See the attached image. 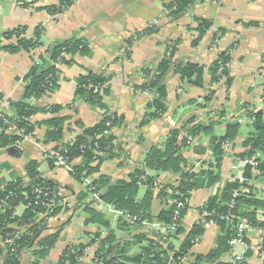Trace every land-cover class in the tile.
Masks as SVG:
<instances>
[{"label": "crops", "instance_id": "1", "mask_svg": "<svg viewBox=\"0 0 264 264\" xmlns=\"http://www.w3.org/2000/svg\"><path fill=\"white\" fill-rule=\"evenodd\" d=\"M58 2L0 0V34L16 26H26L31 32L35 26L42 25L41 41L45 45L75 32L86 39L90 53L76 54L70 64L61 65L57 87L33 100L32 104L40 109L61 105V114L67 120L60 143L70 142L81 131L78 121L84 126H92L103 115V110L98 107L81 101L72 102L77 77L88 72L103 74L108 79L101 90L103 103L110 112L122 117L113 134L119 154L125 160H119L120 155L103 160L89 176L90 180L100 181L98 199L88 195L79 202L77 196L85 192L83 185L65 168L50 165L49 157L54 153L56 143H43L45 126L37 128L33 136L21 143L19 157L0 151V183L10 181L12 173L24 177L25 164L35 160L42 177L62 187L73 200L72 207L50 221L44 231V235L57 233L48 253L39 257L28 252L19 259V264H56L67 246L88 243L93 232L103 237L112 236L113 243L118 246L112 254L121 255L127 264H144L136 263L134 259L142 255L151 240L149 226L124 224L128 220L125 213L104 202L101 193L118 180L128 182L138 177L136 200L145 205L143 213L147 217L144 222L161 224L156 217L172 204L170 188L179 183L183 170L206 155L202 165L207 169L201 171H208L211 175L199 177L198 186L189 192L177 235L168 241L165 249L171 262L170 258L181 249L190 231L199 226L203 229L201 235L195 237L184 261L179 264H199L201 261L219 264L226 260L227 248H221L218 255L207 256L210 251L218 249L217 239L224 230L219 225L204 228L199 208L209 197L219 195L231 182L228 167L217 161L213 153L216 139L225 135L226 125L236 121L243 107H260L259 96L251 85L264 86V76L258 73L264 63V0H196L175 16L169 15L165 7L171 0H72L61 14L53 15L45 9ZM199 19L207 20L211 27L194 43L199 34L196 28ZM150 23L152 26L147 28ZM177 39H181L180 43L174 46L170 54L171 65L160 81L166 92V111L162 117L141 124L148 113L147 103L154 96V92L145 94L137 91L145 82L142 71L156 69L167 56L170 43ZM225 51H230V62L228 75L221 82L210 83V77L205 73L204 86L200 88L191 83L194 76L182 80L175 72L176 67L187 63L197 64L207 72ZM30 66L28 53L0 50V111L6 112L8 102L20 97L21 79ZM210 89L213 96L207 102L201 94ZM214 110L222 117L221 120L210 119L209 113ZM50 117V113L39 111L31 119L40 122ZM193 125L198 127L193 143L182 145L178 141L180 171L145 166L149 149H162L172 130L185 128L188 131ZM241 125L250 130L241 134ZM251 131V125L240 124L237 134L228 141L232 153L245 151L244 142ZM79 162L80 159L74 160L75 164ZM3 165L8 169L2 168ZM146 177H153L159 185L150 186ZM252 194L253 198L264 201V175L257 180ZM84 206L92 209L96 217L87 214ZM258 208L264 207L241 205L240 212ZM22 211L19 208L20 214ZM6 257L3 248L2 263Z\"/></svg>", "mask_w": 264, "mask_h": 264}, {"label": "trees", "instance_id": "2", "mask_svg": "<svg viewBox=\"0 0 264 264\" xmlns=\"http://www.w3.org/2000/svg\"><path fill=\"white\" fill-rule=\"evenodd\" d=\"M194 1L196 0H171L170 3L165 4V7L169 15L175 16L185 10ZM71 3L72 0H59L57 4L49 5L45 7V9L53 15L61 14ZM151 26L152 25H149L147 28H150ZM210 27L211 23L207 20L199 19L196 27L199 34L197 38H195L194 43L201 39ZM42 34V25L35 26L31 32L26 26H16L0 34V50L3 49L11 53L22 51L28 53L31 60V66L21 79L23 88L20 97L8 102V112L0 111V151L5 150L10 145H17L18 142H21L24 139V137L33 136L37 128L45 126L46 130L42 140L43 143H56V146H54L53 149L54 153L62 155L68 162L72 163L70 174L77 182L81 183L83 178L89 177L97 170L99 164L103 160L120 155V150L116 147V143H114L115 136L113 130L120 125L122 117L116 113L110 112L103 103L101 90L108 81L103 74L88 72L79 75L76 80V89L72 102L75 103L81 101L91 106L98 107L103 110V115L102 118L92 126H84L78 121L77 124L81 127L80 133L70 142L60 143L65 128V122L67 120V117L61 114L63 107L54 104L40 109L37 106H34L32 101L49 94L57 87L59 67L61 65L70 64L74 55H88L91 50L86 39L83 36H80L78 32L72 33L65 38L55 39L47 45L41 41ZM180 40L181 39H177L170 43L167 56L159 62L156 69L146 68L142 71V74L145 77V82L138 87L137 90H151V92H154V96L147 103L148 113L142 119L141 124H146L152 119L154 120L162 117L166 111V92L164 87L160 84V81L163 74L171 65L170 54L172 53L174 46L180 43ZM229 62L230 54L228 51H225L216 58L207 69V72H205L203 67L193 63L179 65L175 68V72L179 73L182 80H188L191 76H194L191 83L202 88L204 86L203 80L205 73L209 75L210 83L213 84L218 82L219 76L217 75V72L219 68L223 66L224 68L222 69V72L225 77H227L229 67L226 66V64ZM208 93L209 94L202 96L207 102L210 101L213 96L211 89L208 90ZM39 111L50 113L51 117L40 122H33L31 117ZM254 115L255 120L253 123L249 124L252 127V131L246 137L244 142L245 151L240 153V156L248 155L249 157H254L255 154H259L260 152L264 153V113L261 110H256ZM10 125H13L21 132L19 134L8 133L7 128ZM239 126L240 124L237 121L227 124L225 135L216 139L217 142L214 145L213 153L215 154L217 161L221 160L223 143L231 140L237 134ZM197 132L198 127L196 125H193L188 129V133L193 137L197 135ZM179 139L180 130H172L162 149L151 148L148 150L144 160L145 166L156 170L173 168L175 171H180V162L177 156L179 148L178 141L183 143L182 145H186V143L184 138ZM76 159H80L78 164L74 163V160ZM53 161L54 157L51 155L49 157L51 166ZM1 167L8 169L7 165ZM259 167L263 169L264 164H261ZM24 168V177L12 173L13 177L10 181H2L0 183V201L5 200L11 206H15L22 202L24 199L22 191L25 190L22 186L25 178L32 180L33 184H43L48 187L54 186L53 183L46 181L42 177L37 161H28ZM183 171L184 172H182L181 179L178 183V189L185 193L186 198L188 197L189 192L198 186L199 181L197 180L199 177L206 178L211 175L208 171L199 172L200 176H198L199 173L196 176V174L189 173L188 170ZM246 174H248V176L250 175L249 168H247ZM138 180V177H133L128 182L118 180L108 185L105 191L100 195L104 202L123 211L127 218L136 219L134 223H131L128 220L127 223H124L130 227L140 225L147 217L143 213L145 205L136 200L139 186ZM146 181L152 187H157L159 185L153 177H146ZM99 185V179H94L91 180L88 187H93L92 192L98 194ZM235 186V182L228 183L219 195L209 197L205 204L202 205V208L208 210L213 209L216 212H225L227 208L223 206L222 203L230 199L229 190ZM30 190L31 187L26 188L28 193ZM173 190H175L174 187L170 188L172 200L176 198ZM90 194L91 192H83L81 196H77V201L80 202L86 199L88 195L90 197ZM235 200L237 201L239 208L241 205L264 207V201L257 200L253 197L240 196L235 198ZM146 201L148 202L149 198H147ZM30 202L31 206L34 207L36 205L32 199ZM174 207V203H172L167 208L161 210L156 219L162 223H169L172 218ZM32 210V207L26 208L20 215L11 218L12 210L7 209L0 214V229L3 235L6 232L14 230L10 225H29L21 237L15 241L14 245L19 250L25 249L26 253L32 252L41 257L48 253L52 248L57 239V233L44 235L47 226L38 228L37 224H31V219L33 217ZM85 211L87 214L96 217L95 212L89 207H85ZM86 222L87 221H85V223ZM217 222L219 225L223 224L220 220H217ZM202 230L203 229L198 226L190 231L188 237L182 244L181 249L174 253L170 258V260H172L171 262L168 260L165 249L167 245L161 246L155 250L152 246V240H150L148 246L143 249L142 255L136 257L134 260L136 263L144 264H179L184 261L183 258L191 245L194 244L195 237H199ZM91 235H93V237L90 238L89 236V241L86 244L67 246L63 250L56 264H98L96 259L98 260L99 258V251L105 252L103 255L107 257L105 264H127L126 260H124L121 255L112 254L113 249L117 246L113 243L112 236L103 237L100 240V248L94 252V259L85 262H78L76 260L77 255L82 254L86 247L93 245L96 241L94 237H99L100 233L93 232ZM227 237V232L220 235L217 239L218 249L210 251L207 256L212 257L218 255L221 248H227ZM3 248L7 254L4 263H2L1 260ZM9 249V247L0 244V264H19L18 257L16 254L11 253ZM197 257L200 259V256Z\"/></svg>", "mask_w": 264, "mask_h": 264}, {"label": "built area", "instance_id": "3", "mask_svg": "<svg viewBox=\"0 0 264 264\" xmlns=\"http://www.w3.org/2000/svg\"><path fill=\"white\" fill-rule=\"evenodd\" d=\"M149 25H152L150 23ZM230 54V51H228ZM229 67V63L226 64ZM224 67L221 66L217 72L219 76L218 82L225 80V75L222 72ZM258 73L264 76V63L262 67L258 69ZM251 89L259 96L258 102L260 107H243L236 118L239 124H251L255 120L254 112L261 110L264 113V86L251 85ZM140 93H151V90H137ZM209 94L208 91H203L202 96ZM211 120H221L222 117L214 110L209 113ZM8 133L19 134L21 131L17 130L13 125L7 128ZM30 137V136H29ZM180 137L185 139L186 145L191 144L194 140L193 136L183 128L180 129ZM24 137L21 142H18V146L27 139ZM115 143V142H114ZM222 157L220 162L226 165L229 169V179L231 182H235L236 186L229 190L230 199L222 203L227 209L225 212H216L211 209L202 208L206 200L200 206L201 223L204 228H208L213 225H219L217 220L223 222L219 225L223 228L224 232H227V255L228 258L219 264H264V208H258L256 210H248L244 213L240 212L239 205L235 198L240 196L252 197L254 189L257 187V180L264 175V168L259 166L264 164V153L260 152L255 154L254 157L248 155L240 156V154L232 153L230 150V144L228 141L222 145ZM54 161L52 166L62 167L71 173L72 163L68 162L66 158L59 154H52ZM210 153H208V156ZM207 156V155H206ZM202 157L198 161H195L188 167V172L196 174L198 171L206 170V166H203L202 162L205 160ZM119 160H125V157L120 154ZM249 168V176L246 174V170ZM91 180L89 177L83 178L81 184L84 191L91 192L90 196L93 199H98V194L92 192L93 187H88ZM157 185V184H156ZM155 185V186H156ZM27 187H31L30 192L26 191ZM22 196L23 201L15 206L9 205L5 200L0 201V214L7 209H11V218L20 215L19 208L23 210L32 207V222L31 224H37L38 228L42 226H48L50 221L56 218L59 214H62L65 209H69L73 205V200L64 189L58 185L48 187L43 184H33L32 180L25 178L23 181ZM173 193L176 198L172 200L174 203V209L172 212V218L169 223L161 224H148L142 222L141 224H147L149 226L148 236L153 241V249H157L161 246H166L168 241L177 235L179 230L182 212L186 205L185 193L178 189V184L174 186ZM31 199L36 204L31 206ZM217 219V220H216ZM128 221L134 223L135 218H128ZM29 225L15 226L10 225L14 230L6 232L2 235L0 229V244L9 247L11 253L16 254L18 259L26 254L25 249H17L14 245L15 241L21 237L25 229ZM93 235L90 236L92 238ZM95 242L93 245L86 247L82 254H78L76 260L78 262H85L94 259V252L100 248L99 243L103 238L102 234L99 237H94ZM104 251H99V258L96 259L98 264H105L107 257L103 256Z\"/></svg>", "mask_w": 264, "mask_h": 264}, {"label": "water", "instance_id": "4", "mask_svg": "<svg viewBox=\"0 0 264 264\" xmlns=\"http://www.w3.org/2000/svg\"><path fill=\"white\" fill-rule=\"evenodd\" d=\"M5 153L12 157H19L22 153V149L18 145H10L5 149Z\"/></svg>", "mask_w": 264, "mask_h": 264}, {"label": "rangeland", "instance_id": "5", "mask_svg": "<svg viewBox=\"0 0 264 264\" xmlns=\"http://www.w3.org/2000/svg\"><path fill=\"white\" fill-rule=\"evenodd\" d=\"M243 126V127H242ZM248 130H250L249 129V127H247L246 125H241V128H240V133L241 134H244L246 131L248 132ZM192 143H193V141H192ZM191 143V144H192ZM189 145H190V143H189ZM198 161V160H197ZM199 264H210L209 262H207V261H201Z\"/></svg>", "mask_w": 264, "mask_h": 264}]
</instances>
